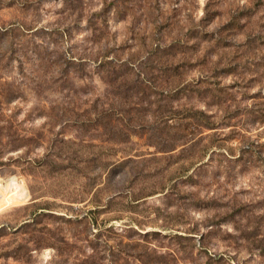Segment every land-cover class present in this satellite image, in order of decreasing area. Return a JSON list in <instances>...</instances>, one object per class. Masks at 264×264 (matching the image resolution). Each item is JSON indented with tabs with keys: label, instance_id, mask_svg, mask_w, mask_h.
Returning a JSON list of instances; mask_svg holds the SVG:
<instances>
[{
	"label": "rangeland",
	"instance_id": "obj_1",
	"mask_svg": "<svg viewBox=\"0 0 264 264\" xmlns=\"http://www.w3.org/2000/svg\"><path fill=\"white\" fill-rule=\"evenodd\" d=\"M0 264H264V0H0Z\"/></svg>",
	"mask_w": 264,
	"mask_h": 264
}]
</instances>
